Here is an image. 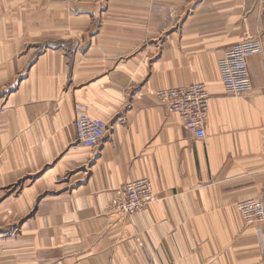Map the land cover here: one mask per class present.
<instances>
[{"label": "crops", "instance_id": "0c3cea01", "mask_svg": "<svg viewBox=\"0 0 264 264\" xmlns=\"http://www.w3.org/2000/svg\"><path fill=\"white\" fill-rule=\"evenodd\" d=\"M252 37L251 90L217 62ZM205 84L194 139L154 92ZM106 123L75 142L74 105ZM0 264H262L264 224L236 204L264 188V0H0ZM146 178L156 198L110 204Z\"/></svg>", "mask_w": 264, "mask_h": 264}, {"label": "built area", "instance_id": "2783aa9c", "mask_svg": "<svg viewBox=\"0 0 264 264\" xmlns=\"http://www.w3.org/2000/svg\"><path fill=\"white\" fill-rule=\"evenodd\" d=\"M223 51L217 66L219 81L225 93L232 97L248 93L252 88V80L247 61L253 54L262 51L259 38L245 39ZM154 97L166 106L168 111L178 116L182 126L192 134L194 139L205 137V122L211 96L204 83L194 82L188 86L166 87L156 90ZM74 115L76 144L89 149L97 148L106 136V123L98 118L90 117L88 106L82 102L75 103ZM155 198L150 182L146 178H138L123 185L110 204V209L115 217L124 219L128 215L144 210L153 203ZM236 209L241 214L245 225L264 224V188L256 198L238 202ZM261 257L264 264V247Z\"/></svg>", "mask_w": 264, "mask_h": 264}]
</instances>
